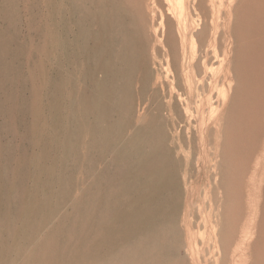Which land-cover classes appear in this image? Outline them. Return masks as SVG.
Returning a JSON list of instances; mask_svg holds the SVG:
<instances>
[{
	"label": "bare ground",
	"instance_id": "obj_1",
	"mask_svg": "<svg viewBox=\"0 0 264 264\" xmlns=\"http://www.w3.org/2000/svg\"><path fill=\"white\" fill-rule=\"evenodd\" d=\"M169 1L0 0V264H186L183 225L204 177L199 223L218 252L237 241L247 264H264V187L255 171L240 235L233 163L242 152L249 167L259 132L264 0H252L243 33L245 79L234 60L214 73L229 36L239 44L238 25L226 29L212 1L198 0L200 29L185 17L175 31L189 5ZM22 7L37 36H23ZM158 21L169 27L167 65ZM226 78L232 94L219 89ZM211 248L200 264H225Z\"/></svg>",
	"mask_w": 264,
	"mask_h": 264
},
{
	"label": "rangeland",
	"instance_id": "obj_2",
	"mask_svg": "<svg viewBox=\"0 0 264 264\" xmlns=\"http://www.w3.org/2000/svg\"><path fill=\"white\" fill-rule=\"evenodd\" d=\"M23 3V0H20ZM198 0H186V2L189 5V13L186 12L185 16H180L177 15L175 16L174 20V30L177 31L179 25H184V20L185 17L187 18L189 26L194 30V29H200L202 26V16H200V12L198 9H196V3ZM214 8H215V17L217 20L220 22L224 21V24L226 25V29L229 27L237 28L234 27L235 25H238V29L241 30L239 32L240 35V40L239 44L237 45L236 42L234 41L233 36H229L226 44V55L224 57H219L218 61L215 62V70L214 73L217 75H225L226 72L223 71L224 67L229 66V61L234 60L236 63H240L241 67V76L243 79L246 78L247 76V69L245 65H243L245 60L247 59V43L246 39L244 40L243 38V33L246 31L245 28L247 27L249 21L248 15L250 13L251 7H254V3L252 0H211ZM165 2V3H164ZM194 2V3H193ZM163 3L166 8H163V10L167 9L169 10V0H163ZM160 3L157 4L159 5ZM194 4V5H193ZM195 7V8H194ZM222 7V9H221ZM24 7L21 8V13L19 16V26L21 28V31H23V36H27L30 34V31L33 29H30L28 18L26 17L27 15L25 12ZM197 13V14H196ZM191 14V15H190ZM226 17V18H225ZM246 20V22H245ZM161 21V20H160ZM160 21L157 22V39H162V42L159 43V48L160 50L157 52V55L160 60L163 61L165 65L168 63V56H167V50H168V45L163 42L165 37L168 35L169 32V27L168 24L164 23L162 26L160 24ZM197 25H195L196 23ZM199 22V23H198ZM246 24V25H245ZM26 25V26H25ZM25 26V27H24ZM24 27V28H22ZM28 29H27V28ZM164 27V28H163ZM165 29V30H164ZM244 29V30H243ZM35 30V29H34ZM32 31L31 35L33 34L34 36H37L36 31ZM26 33V34H25ZM165 35V36H164ZM216 36V32H214V37ZM163 43V44H162ZM153 45V43H152ZM192 48V44L189 43V48ZM223 58V59H222ZM256 75L259 76V83L257 86H255V90L257 92L258 97L260 96V100L258 103L254 106L253 112L251 114L252 116V123L254 124L255 127L258 126V135L254 136V141H253V147L254 151L252 154V161L249 165V167L245 166L244 167V157L242 152L237 154V156L233 159L234 165L237 167V182H236V189H235V198H236V204L235 207L238 209L237 211L240 212V218H239V234L243 235V230L245 229L246 225L249 223V205H248V191L251 188L252 183L249 182L250 178L254 175L255 171H257V191L260 189L258 186L264 187V67H259V70H257ZM257 76V77H258ZM234 82H231L230 78H226L224 84L219 87L220 90H226L227 94H232L235 91V88L233 87ZM227 97H229L227 95ZM209 115V113H208ZM250 124V125H251ZM13 133L11 136L12 141L15 143L19 142L20 139ZM15 138V139H14ZM19 139V140H18ZM248 138L245 137L243 141V147L245 150V155L248 152ZM16 143V144H17ZM199 148V147H198ZM200 152V151H199ZM204 156H206V153H203ZM244 155V156H245ZM260 159V160H259ZM242 160V161H241ZM254 160V162H253ZM256 160L260 161V165L258 166V169H256L255 162ZM247 162V158H246ZM263 162V163H262ZM208 173V169L207 172ZM197 176H195L196 178ZM205 180L202 181H197L194 183V190H193V197L194 201L191 197L190 201L188 202L189 204V209H191V214L188 217V224L183 225V230L185 234V246L181 249V256L183 259L185 258L186 264H200V259H201V251L204 248V246H207L211 244L212 248L211 251L213 253L218 252V247H215V242L213 239L210 237L212 236V228L210 224H207V226H204L203 224L200 225V220L204 216L205 209L208 206H210V200L207 199L206 202H204L203 199V194L205 192V186L207 182V178L204 177ZM262 179V180H261ZM263 184V185H262ZM261 189V192H262ZM232 194V192H231ZM233 196V194H232ZM199 199V200H198ZM206 203V204H205ZM238 213V212H237ZM206 214V213H205ZM230 218V217H229ZM260 220V218H259ZM239 239V237H238ZM256 235L252 240L255 241ZM212 242H210V241ZM189 241L192 243V248L190 249L189 247ZM209 241V243H208ZM224 244V250L220 251L221 254L223 253V257L225 260V264H231V253L233 249H236V255H235V264H247L245 261V258L247 257L248 250L245 248L243 245H237V241L233 242V244H227L225 239L222 241ZM200 244V246H199ZM214 246V247H213ZM237 247V248H236ZM200 248V249H199ZM213 249V250H212ZM263 249L257 251V255L262 257ZM218 252V253H220ZM241 257V258H240ZM202 264H206L204 261H202Z\"/></svg>",
	"mask_w": 264,
	"mask_h": 264
}]
</instances>
